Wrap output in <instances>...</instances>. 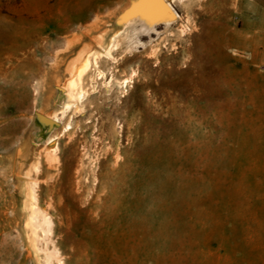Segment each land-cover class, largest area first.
Segmentation results:
<instances>
[{"label":"rangeland","instance_id":"374dc122","mask_svg":"<svg viewBox=\"0 0 264 264\" xmlns=\"http://www.w3.org/2000/svg\"><path fill=\"white\" fill-rule=\"evenodd\" d=\"M141 1L0 0L34 41L2 54L0 264H45L32 187L53 264H264V0H176L154 30ZM110 47L63 116L69 69Z\"/></svg>","mask_w":264,"mask_h":264},{"label":"bare ground","instance_id":"6f19581e","mask_svg":"<svg viewBox=\"0 0 264 264\" xmlns=\"http://www.w3.org/2000/svg\"><path fill=\"white\" fill-rule=\"evenodd\" d=\"M173 1H176V0H142L141 1L139 8L147 10L146 18L142 19V20H144L145 24L147 25V28H149L150 30H152V29L154 30L155 25L158 23H163L167 27V26H170L174 21H176L177 17H180L179 13L176 11L175 7L172 4ZM179 1L182 2L183 0H179ZM144 14H146V13H143V15ZM143 28H144V26H143ZM182 32H184V28L182 29ZM18 34L19 33L12 31L11 29H5L4 27H2L0 29V88L4 87L5 84L12 83V79H9V77H10V75L13 74L12 73L13 71L11 69L12 66H9V67L4 66V60L2 57L3 51H11L13 49H16V48L18 49L20 47L24 48L25 43L31 44L32 42H34L30 39L24 40V38L22 37L21 39L24 40V42L20 45H17L16 42L18 41V39H16V38L20 37V36H18ZM148 34L150 35V33H148ZM52 35H54V33L50 32L48 34V37H45L43 40H46V38L48 39ZM45 43L46 44H44V42H43V45H41V46H39L40 43L38 45L39 50L41 52H46V49L47 50H53V48L59 42L53 43V42L49 41V42H45ZM98 43H101L100 38H98ZM138 43H139V41H138ZM67 47H68V45H67ZM111 48L112 47L107 49L105 51V54H102L99 52H94L92 54V57H90V56L85 57L80 62L79 65L73 64L72 67L70 66L71 67L70 69L67 68L70 70L72 77L66 82L65 87H63L64 89H66V93H67L68 100H69L66 103L64 109L63 110L61 109L62 110L61 114L63 116H65L67 110H69L72 107H75L76 110L81 111L82 107L84 106L85 97L88 96L90 90L92 91L95 89V85H94L96 82L95 78L92 75L90 76L89 72H90L91 68L94 67L97 69V71H96L97 73L95 72L96 77H102L103 76V71L100 70L98 67L99 66L98 65V62H99L98 59L101 56L111 57L112 56ZM60 54L61 53L57 54L55 57L56 64H57L56 67H59V64L63 60V57H61ZM7 57L9 60H11V57H9V56H7ZM38 63H40V62H38ZM14 73H15V71H14ZM26 77H29V75H26ZM127 82H128V79H124L122 84H127ZM57 86H59V85H57ZM108 86H110V85H108ZM86 107H87V105H86ZM82 110H84V109H82ZM57 114L52 115V118L55 120H60V118L58 116L59 114L58 115ZM80 115H82V114H80ZM76 117H77V115H76ZM79 117H81V116H79ZM72 122H74V121L72 120ZM71 125H73V124H71V122L66 124L65 130H68L69 128H71ZM29 196H30V210H29L30 213H29V220L27 222V226H28V230L30 232V238H31L32 244L34 247H36L37 250L44 252L45 264H53L54 258H57V261L59 263H62L61 259L59 258L58 248L56 246H53L52 249H50L48 247L49 242L52 241V238H51L52 224H53L52 219L49 216V213L39 205L38 194L36 193L35 188L32 187L30 189Z\"/></svg>","mask_w":264,"mask_h":264}]
</instances>
